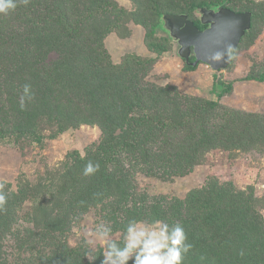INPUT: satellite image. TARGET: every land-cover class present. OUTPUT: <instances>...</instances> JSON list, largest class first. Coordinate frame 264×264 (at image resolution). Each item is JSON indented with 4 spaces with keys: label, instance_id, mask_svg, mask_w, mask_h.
Instances as JSON below:
<instances>
[{
    "label": "trees",
    "instance_id": "16d2710c",
    "mask_svg": "<svg viewBox=\"0 0 264 264\" xmlns=\"http://www.w3.org/2000/svg\"><path fill=\"white\" fill-rule=\"evenodd\" d=\"M239 1L158 0L154 8L147 4L139 6L135 13H128L115 0H76L78 4H74L79 6V11L74 14L63 0H30L27 6L20 4L13 14L0 16V83L8 84L5 88L19 99L23 85L30 83L28 79L32 77L30 84L36 97L24 110L12 107L5 110L13 114L9 126H0V143L43 146L44 136L39 127L42 123L39 124L38 119L44 120L43 124L50 122L47 115L57 113L63 132L92 121L88 104L81 106L92 96L103 102L109 100L116 107L108 109L109 112L102 111L96 121L103 134L94 149L85 156L78 151L70 152L60 171L50 173L26 189L22 187L17 201L8 200L9 204L0 211V252L3 241L21 234L27 254L21 255L17 259L21 262L17 264H72L83 257L62 237H46V234L42 240L39 236L38 241L31 238L33 234L24 228L25 223L21 224L17 214L30 193L36 201L35 223L44 219L48 223L54 211L78 209L82 214L92 207H100L104 219L116 229H124L133 218L180 222L193 245L184 264H264V222L256 215L259 200L221 184L216 177H209L203 187L192 190L184 199L151 196L142 193L137 186L139 173L165 182L184 177L201 165L214 148L232 152L239 148L255 149L256 142L264 144L261 117L251 131L234 136L242 119L222 103L224 96L233 91L232 84L221 83L216 101L198 99L180 105L177 99L163 98L159 89L144 87L141 82L151 66L172 51L169 39L158 31L164 14L185 13L203 29L205 26L193 19L197 8L224 4L237 13L252 12L251 31L232 52L234 56L260 17L259 4L249 9L240 6ZM129 20L149 26L145 43L155 57L142 58L136 53H127L121 63L115 64L105 40ZM58 45L73 50L76 55L68 69V78L52 77L54 70L42 62L46 58L42 51L49 53L50 48ZM197 67L185 62L187 70ZM35 76L42 77V89ZM246 81L264 83V73L248 76ZM67 88L71 92H66ZM2 96L4 94H0V108ZM12 122L15 129L10 128ZM89 160L99 162L100 170L85 177L83 169ZM13 225H17V233ZM241 251L243 256L239 254ZM98 260L95 264H102V254Z\"/></svg>",
    "mask_w": 264,
    "mask_h": 264
},
{
    "label": "rangeland",
    "instance_id": "374dc122",
    "mask_svg": "<svg viewBox=\"0 0 264 264\" xmlns=\"http://www.w3.org/2000/svg\"><path fill=\"white\" fill-rule=\"evenodd\" d=\"M115 1L120 5V8L125 9L128 13H135L139 6H147V4L150 8H154L158 3V0ZM74 2L78 4L76 0ZM74 2L63 0L64 5L76 14L79 11V6ZM238 4L249 9H255L259 4L257 9L260 17L251 35L244 40L240 49L234 54V62L227 70L215 72L203 63L194 70L185 69V62L176 54V45L169 40L172 51L156 61L141 81L144 87L157 88L163 98L167 96L177 99L180 105L183 102L191 103L198 99L216 101L218 100L217 90L223 86L221 83L232 84L233 91L224 96L222 103L242 119L239 127L234 131L236 137L241 133L251 131L258 117L264 119V83L246 81L248 76H258L264 73V0H240ZM156 9L153 10L149 25L152 24V17ZM195 11L193 19L198 20ZM148 27V25L129 20L123 24L120 31L113 32L106 38L105 46L115 64L121 63L127 53H136L142 58L155 57L145 43ZM159 35L165 36L161 33ZM64 48L63 45H58L56 48H50L49 53L42 51L46 56L42 62L48 63L54 70L52 77L68 78V69L75 62V52ZM28 62L26 60L25 64ZM34 62L37 61L34 59ZM35 79L37 85L42 89L43 87L40 86L43 85L42 77L35 76ZM28 80L32 83V77ZM7 85L0 83V94H4L1 97L3 103L0 108V126H9L11 121L13 113H5V110H9L11 107L20 108V98L11 96L13 92L5 88ZM69 89L67 88L66 92H71ZM55 94L56 91L53 92V95ZM96 98L92 96L81 105L88 104V114L93 120L75 125V129L68 132H63L59 128L60 121L56 119L57 113L53 116L46 114L51 121L44 124V120L38 119L39 124L42 123L39 127L44 136L43 146L36 143L15 146L0 143V191L7 195V204H9L8 200L17 201L22 187L26 189L29 185L39 183L50 173L60 171L70 152L78 151L85 156L90 149H94L99 144L103 130L100 123L96 121L101 118L102 111L109 112L108 109L114 110L116 107L110 104L109 100L103 102ZM37 117L43 118L39 115ZM34 124L35 121L32 126ZM262 127L264 128V126ZM10 128L15 129V122L11 123ZM254 147L255 149L252 150L239 148L232 152L214 148L206 154L205 161L191 173L184 177H176L171 182L149 178L139 173L137 176L138 190L151 196L184 199L192 190L203 187L209 177H216L221 184H226L237 192L252 196L256 201L259 200L261 203L256 215L260 216L264 222V144L256 142ZM28 194L29 198L22 203L21 209L17 211L21 224L25 223L24 228L33 234L31 238L35 241H38L37 236L41 240L52 236L59 237V239L62 237L69 247L79 250L83 257L79 261L77 260L78 263L73 262L72 264H95L99 261L103 247L99 241L94 240L90 233L100 223L111 225L113 239L117 241L122 239L124 229H116L115 226L107 222L103 217V211L99 209L100 207H92L82 214L78 209L62 213L54 211L50 213L52 215L48 218V223H46L47 219L35 223L33 210L36 201L33 200V194ZM13 228L17 233V225H13ZM21 228L18 225V230ZM61 231H63L62 235ZM46 234L48 235L45 237ZM1 247L0 264L21 262L17 259L27 250L21 234L9 236L3 241ZM89 253L96 257L94 261H90L87 257ZM188 261L190 262V260ZM129 264L132 262L130 261Z\"/></svg>",
    "mask_w": 264,
    "mask_h": 264
},
{
    "label": "clouds",
    "instance_id": "9594fccd",
    "mask_svg": "<svg viewBox=\"0 0 264 264\" xmlns=\"http://www.w3.org/2000/svg\"><path fill=\"white\" fill-rule=\"evenodd\" d=\"M30 0H0V16L13 14L20 4L27 6ZM211 63H229L234 56L232 45L226 52H217L210 58ZM35 93L30 83H25L20 95V108L35 100ZM100 170L99 162L91 160L85 165L83 175L92 176ZM7 195L0 191V211L4 210ZM113 228L108 223L98 224L90 235L103 247L102 264H184V259L192 249L184 226L180 222L168 223L161 219H129L125 225L122 239L112 238ZM241 256L244 252L239 253ZM90 261L96 257L89 253Z\"/></svg>",
    "mask_w": 264,
    "mask_h": 264
},
{
    "label": "water",
    "instance_id": "95a60500",
    "mask_svg": "<svg viewBox=\"0 0 264 264\" xmlns=\"http://www.w3.org/2000/svg\"><path fill=\"white\" fill-rule=\"evenodd\" d=\"M195 12L206 29L200 30L185 13L164 14L159 21V33L176 45L177 56L189 66L195 68L203 63L215 72L227 70L233 59L229 63L212 64L209 58L217 52H226L229 44L232 52L239 48L242 39L251 31L253 13H237L223 4L197 8ZM192 57L194 62H191Z\"/></svg>",
    "mask_w": 264,
    "mask_h": 264
},
{
    "label": "flooded vegetation",
    "instance_id": "af4514ba",
    "mask_svg": "<svg viewBox=\"0 0 264 264\" xmlns=\"http://www.w3.org/2000/svg\"><path fill=\"white\" fill-rule=\"evenodd\" d=\"M196 26V25H195ZM198 27V26H197ZM199 28V27H198ZM200 29V28H199ZM204 29H206V27H204L203 29H200V30H204ZM195 61V58L194 57H192L191 58V62H194Z\"/></svg>",
    "mask_w": 264,
    "mask_h": 264
}]
</instances>
